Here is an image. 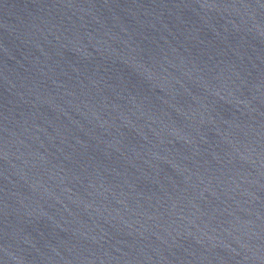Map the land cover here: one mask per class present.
I'll use <instances>...</instances> for the list:
<instances>
[{
    "label": "water",
    "instance_id": "1",
    "mask_svg": "<svg viewBox=\"0 0 264 264\" xmlns=\"http://www.w3.org/2000/svg\"><path fill=\"white\" fill-rule=\"evenodd\" d=\"M0 264H264V0H0Z\"/></svg>",
    "mask_w": 264,
    "mask_h": 264
}]
</instances>
